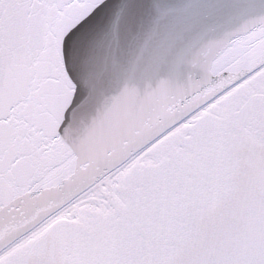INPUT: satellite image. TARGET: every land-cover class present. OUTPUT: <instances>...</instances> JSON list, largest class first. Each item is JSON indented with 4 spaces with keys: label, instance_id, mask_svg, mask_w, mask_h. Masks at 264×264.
<instances>
[{
    "label": "snow or ice",
    "instance_id": "6c2138e0",
    "mask_svg": "<svg viewBox=\"0 0 264 264\" xmlns=\"http://www.w3.org/2000/svg\"><path fill=\"white\" fill-rule=\"evenodd\" d=\"M122 10L142 25L154 0H0V264H264V0L228 41L243 73L185 98L206 18L181 63L110 97L113 127L140 139L96 175L88 84Z\"/></svg>",
    "mask_w": 264,
    "mask_h": 264
},
{
    "label": "water",
    "instance_id": "95a60500",
    "mask_svg": "<svg viewBox=\"0 0 264 264\" xmlns=\"http://www.w3.org/2000/svg\"><path fill=\"white\" fill-rule=\"evenodd\" d=\"M252 7L253 0H154L155 15L149 22L132 24L123 10L109 22L97 44L100 71L88 84L87 106L95 109L94 115L103 117L102 127L106 133L95 153L96 175L116 162L112 154L114 146H119V154L123 155L134 151L140 139L126 129L113 127L111 114L106 113L110 97L125 87H142L173 63H181L187 45L206 18H211L213 24L208 31L209 38L193 64L203 76L185 84V98H191L195 91L211 86L227 74L243 73L247 70V57L227 51V45L229 40H238L242 35L243 25L247 23L245 17L249 16ZM217 31L224 33L219 39L213 38ZM88 108L73 131L92 115ZM121 138H126V145H121ZM74 190L62 189L52 198L63 200ZM40 203L28 206L26 214H33Z\"/></svg>",
    "mask_w": 264,
    "mask_h": 264
}]
</instances>
